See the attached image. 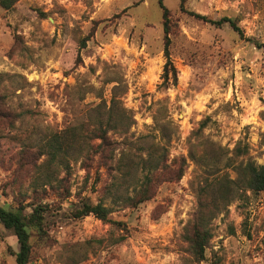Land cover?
I'll return each mask as SVG.
<instances>
[{
  "label": "rangeland",
  "instance_id": "obj_1",
  "mask_svg": "<svg viewBox=\"0 0 264 264\" xmlns=\"http://www.w3.org/2000/svg\"><path fill=\"white\" fill-rule=\"evenodd\" d=\"M162 2L177 70L168 82L160 0L0 5V205L48 207L44 230L30 228L28 264H264V191L243 184L211 220L204 260L187 240L214 173L193 155L264 163V0ZM191 12L234 18L244 36ZM98 122L114 144L110 169L91 133ZM156 147L185 173L163 174L150 199L127 205ZM224 172L239 177L233 166L214 176ZM84 201L103 202L111 221L74 217ZM18 251L0 222V264H17Z\"/></svg>",
  "mask_w": 264,
  "mask_h": 264
},
{
  "label": "trees",
  "instance_id": "obj_2",
  "mask_svg": "<svg viewBox=\"0 0 264 264\" xmlns=\"http://www.w3.org/2000/svg\"><path fill=\"white\" fill-rule=\"evenodd\" d=\"M18 0H0V5L6 9H10ZM163 0H160V6L163 9L164 31L166 33L165 42V56L167 62L165 64L164 76L166 81H170V74L174 80H177V70L173 65L170 58V19L169 9L163 4ZM183 1V0H182ZM196 18L205 22L211 23L216 26H221L225 23L229 24L234 31L244 36V30L240 27L238 22L231 17L223 16L220 19H213L207 15H203L196 12H191ZM257 47L264 48V43H256ZM91 130L93 138L99 139L96 150L100 153V159L103 160V164L112 168V163L115 160L114 157V144L108 137V127H104L101 122L97 123ZM58 146H54L53 157L55 156L54 149ZM221 149V147H219ZM158 147L149 151L150 160L153 162L149 168L148 173L144 176L143 181L139 185V189L135 191L133 197H128L126 200L127 205H135L145 200L150 199L155 190L156 182L160 180L163 174L165 175L164 181H176L181 179L185 173L184 167H173L167 165V153ZM247 150L236 151V156L240 157L246 155ZM109 155V156H108ZM194 160L201 162L206 168L214 169L213 178H207L203 185L198 189L199 207L198 210L187 226V240L189 243L190 251L192 255L198 260L202 261L205 258L206 248L212 238V231L210 227L211 220L215 216L222 212L223 208L231 202L237 189L240 188V184H243L246 189L253 192L264 191V163L256 164L253 161H239L234 162L233 158H227V163L221 166L222 159L218 156H212L205 149L201 154H195ZM222 156V155H221ZM91 166V165H89ZM233 166L239 175L237 180H233L229 177L227 172L219 173L214 176L217 170H226L228 167ZM237 196V195H236ZM240 198V197H239ZM47 206L37 205L33 208L32 212L26 214L23 208H7L0 205V222L7 228L13 230L14 234L18 238L19 251L16 255L17 264H28L32 252V245L30 241V228L36 227L40 233L44 230V212L47 210ZM111 209L104 205L103 202L91 203L84 201L78 206L73 216L77 218L84 217L89 214H93L99 219L109 222Z\"/></svg>",
  "mask_w": 264,
  "mask_h": 264
}]
</instances>
